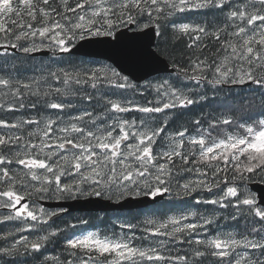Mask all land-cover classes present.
I'll return each mask as SVG.
<instances>
[{"label": "snow or ice", "instance_id": "obj_1", "mask_svg": "<svg viewBox=\"0 0 264 264\" xmlns=\"http://www.w3.org/2000/svg\"><path fill=\"white\" fill-rule=\"evenodd\" d=\"M149 33L167 76L137 83L92 51ZM194 105L212 110L185 119ZM257 184L264 0H0V264H264ZM158 198L194 205L106 212ZM79 200L108 202L111 226L44 206Z\"/></svg>", "mask_w": 264, "mask_h": 264}, {"label": "water", "instance_id": "obj_2", "mask_svg": "<svg viewBox=\"0 0 264 264\" xmlns=\"http://www.w3.org/2000/svg\"><path fill=\"white\" fill-rule=\"evenodd\" d=\"M131 36V33L127 34ZM155 38L151 36H142L135 40L122 39L118 47L112 48L109 45H98L92 49L97 53L96 57L105 58L113 62L120 70L125 74L131 75L136 81L140 79H148L153 75H156L160 72L171 71L170 65L166 66L165 62L157 59L146 58L141 55L144 49L147 48L150 40ZM155 45L153 44V47ZM109 56L112 59H109ZM150 73V75H149ZM252 190L258 195L264 193V184H257L252 187ZM162 200L161 198L157 199V202ZM108 202H102V204L88 203L83 200L79 201H64L57 204L53 201L44 202L45 205L49 207H64L67 208L69 212L75 211H99L102 205H107ZM156 203V202H155ZM154 204L150 201H145L142 203L136 201L128 202L123 208L120 207H108L107 211L111 210H124L131 208H141Z\"/></svg>", "mask_w": 264, "mask_h": 264}, {"label": "trees", "instance_id": "obj_3", "mask_svg": "<svg viewBox=\"0 0 264 264\" xmlns=\"http://www.w3.org/2000/svg\"><path fill=\"white\" fill-rule=\"evenodd\" d=\"M178 47H183V42H181V44L178 46ZM208 108V112L209 111H211L212 109H210L209 107H207ZM202 112H199V111H197L196 109H195V107L194 106H192V109H191V111H188L187 113H186V116L184 117L185 119H192V118H195V117H199V115L201 114ZM203 113H207V112H204L203 111ZM177 201H179V200H177ZM182 204L184 203V201H180ZM176 202H175V200H173V201H169V200H167V199H165L164 201H162L161 202V206L159 207V212H158V214H159V217H161V218H163V217H165V216H169L171 213H173V212H175L176 211V209L178 208V206H177V204H175ZM193 200H191V204L193 205ZM150 211V213H152V211H151V209H149ZM133 212V211H132ZM71 214V216H64L63 218H58V219H56V223H58V224H60V225H62L63 224V221L64 220H67V218L68 219H71V217L72 216H84L85 218H93V220H94V223L95 224H99L100 225V227L101 228H105V227H110L111 225L110 224H108V223H104V224H101L100 223V221L99 220H95L94 219V217H95V215H96V213H81V212H74V213H70ZM108 214V213H107ZM112 214V216H110L109 214H108V216H110V217H114V216H121V217H124V216H122V214H120V213H111ZM128 217H124V218H131V222H133V223H137V218L135 217V215H132V214H130V215H127ZM92 228V225H89V229H91ZM138 235V234H137ZM53 248H55V250L56 251H59L60 250V243L59 242H56V243H54L53 245H50L49 246V250L51 251ZM53 254H55V252H53Z\"/></svg>", "mask_w": 264, "mask_h": 264}, {"label": "rangeland", "instance_id": "obj_4", "mask_svg": "<svg viewBox=\"0 0 264 264\" xmlns=\"http://www.w3.org/2000/svg\"><path fill=\"white\" fill-rule=\"evenodd\" d=\"M106 63V62H105ZM134 115H137V114H135V113H132V114H130V116H129V118L131 117V116H134ZM116 216H114L113 218H115ZM121 217V216H120ZM122 218H124V217H122ZM56 221V220H55ZM58 224V223H57ZM0 226H4V225H0ZM7 227H11V225H9V226H7ZM25 235H29L28 233H24ZM41 234H44V233H41ZM30 238H31V236H30Z\"/></svg>", "mask_w": 264, "mask_h": 264}, {"label": "bare ground", "instance_id": "obj_5", "mask_svg": "<svg viewBox=\"0 0 264 264\" xmlns=\"http://www.w3.org/2000/svg\"><path fill=\"white\" fill-rule=\"evenodd\" d=\"M62 218V217H60ZM55 220L58 219V218H54ZM6 226H0V232H3L5 230ZM91 230V229H90Z\"/></svg>", "mask_w": 264, "mask_h": 264}, {"label": "flooded vegetation", "instance_id": "obj_6", "mask_svg": "<svg viewBox=\"0 0 264 264\" xmlns=\"http://www.w3.org/2000/svg\"><path fill=\"white\" fill-rule=\"evenodd\" d=\"M64 216H62V218H63ZM68 219V218H67Z\"/></svg>", "mask_w": 264, "mask_h": 264}]
</instances>
